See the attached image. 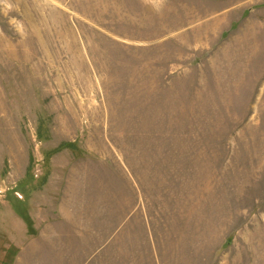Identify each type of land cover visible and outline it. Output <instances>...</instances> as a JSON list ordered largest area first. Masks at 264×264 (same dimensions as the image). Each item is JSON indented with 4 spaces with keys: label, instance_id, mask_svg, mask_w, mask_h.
<instances>
[{
    "label": "rangeland",
    "instance_id": "rangeland-1",
    "mask_svg": "<svg viewBox=\"0 0 264 264\" xmlns=\"http://www.w3.org/2000/svg\"><path fill=\"white\" fill-rule=\"evenodd\" d=\"M65 144L124 157L187 239L173 264H264V0H0V204L18 215Z\"/></svg>",
    "mask_w": 264,
    "mask_h": 264
},
{
    "label": "crops",
    "instance_id": "crops-1",
    "mask_svg": "<svg viewBox=\"0 0 264 264\" xmlns=\"http://www.w3.org/2000/svg\"><path fill=\"white\" fill-rule=\"evenodd\" d=\"M66 120L72 118L64 116ZM102 138L109 139L105 134ZM20 139L23 175L30 166V147L23 134ZM6 156L9 164L14 163L12 152ZM93 156L96 160L88 162L86 155L79 158L64 150L52 157L48 182L36 185L24 203L33 233L10 205L0 204V227L19 249L12 264L182 262L187 239L157 229V214L150 216L151 201L147 202L141 182L124 157L107 147ZM204 228L199 221L192 232L201 238Z\"/></svg>",
    "mask_w": 264,
    "mask_h": 264
},
{
    "label": "trees",
    "instance_id": "trees-1",
    "mask_svg": "<svg viewBox=\"0 0 264 264\" xmlns=\"http://www.w3.org/2000/svg\"><path fill=\"white\" fill-rule=\"evenodd\" d=\"M72 146L73 145H70V144H65V145H63V146H61L60 148H58L57 150H54L53 152H50V154H48L49 156H54L55 154H57L58 152H60L61 150H63V149H67V148H72ZM36 190V189H35ZM12 203V202H11ZM16 208H18V207H16ZM16 213L20 216V217H22L24 220H25V222L27 223V225H28V227H29V230H30V232L31 233H33L34 231H33V229H32V223H31V220L29 219V217H28V214H27V212H26V209H23V208H21V209H17V211H16ZM13 262V261H12ZM12 264V263H11Z\"/></svg>",
    "mask_w": 264,
    "mask_h": 264
},
{
    "label": "built area",
    "instance_id": "built-area-1",
    "mask_svg": "<svg viewBox=\"0 0 264 264\" xmlns=\"http://www.w3.org/2000/svg\"><path fill=\"white\" fill-rule=\"evenodd\" d=\"M3 191H5V188H4V186L1 184V185H0V192H3Z\"/></svg>",
    "mask_w": 264,
    "mask_h": 264
}]
</instances>
